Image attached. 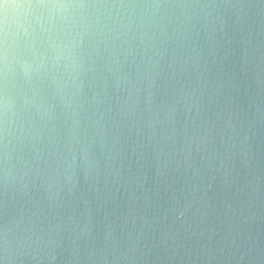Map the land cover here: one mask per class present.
<instances>
[{"label":"water","instance_id":"obj_1","mask_svg":"<svg viewBox=\"0 0 264 264\" xmlns=\"http://www.w3.org/2000/svg\"><path fill=\"white\" fill-rule=\"evenodd\" d=\"M76 2L70 83L0 0V264H264V0Z\"/></svg>","mask_w":264,"mask_h":264},{"label":"clouds","instance_id":"obj_2","mask_svg":"<svg viewBox=\"0 0 264 264\" xmlns=\"http://www.w3.org/2000/svg\"><path fill=\"white\" fill-rule=\"evenodd\" d=\"M16 7L31 9L33 5L29 2L27 5H16ZM36 7L42 10V14L38 17V20L47 34V38L42 41L45 51L36 59H21L19 61L20 70L25 77L30 78L34 70L39 71L41 67H44V62L50 52L54 65L59 66L63 63L67 68L72 70L69 73L70 83H75L84 67L79 60V47L82 43V38L75 30L77 12L83 9L84 5L77 3L76 0H38ZM26 16L27 13L24 20L17 22L18 31L19 29H23L25 34L29 32ZM57 20L64 23L57 24ZM46 23L48 26L44 27ZM32 47H35L34 43ZM10 69L9 27L7 17H5L3 21H0V119H3L5 122L8 119V112L13 104L8 90ZM32 102L37 103L35 98H33ZM38 108L42 111L43 116L49 120L53 118L50 109L43 103H39Z\"/></svg>","mask_w":264,"mask_h":264}]
</instances>
